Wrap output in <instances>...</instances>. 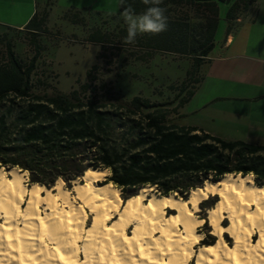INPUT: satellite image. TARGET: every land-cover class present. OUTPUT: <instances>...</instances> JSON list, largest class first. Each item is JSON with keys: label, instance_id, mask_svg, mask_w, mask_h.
<instances>
[{"label": "trees", "instance_id": "trees-1", "mask_svg": "<svg viewBox=\"0 0 264 264\" xmlns=\"http://www.w3.org/2000/svg\"><path fill=\"white\" fill-rule=\"evenodd\" d=\"M254 1L163 0L160 6L167 9V31L138 34L134 45L146 51L138 57L141 60L157 51L192 56L194 69L186 72L191 87L182 81L178 93L167 102L140 95L123 99L106 81L92 74L97 65L87 70L85 81L77 79V86L61 92L37 72L40 37L47 30L48 11L33 13L22 29L6 27L0 34L4 47L0 50V166L4 170H26L30 184L47 188L59 177L70 187L71 180L79 179L88 167L105 169L102 183L119 189L123 199L147 185L160 195L177 193L185 198L191 189L226 174H250L261 185L264 145L226 140L200 127L168 120L171 115L182 116L179 109L202 79L197 73L214 46L218 4L230 3L225 16L229 30L242 9ZM50 4L47 0V6ZM128 5L137 14L147 7L141 0H126L123 5L120 0L119 12L123 13ZM87 12L74 10L70 21L84 24ZM8 30L26 32L34 49L31 57L23 59L15 53ZM114 33L98 29L88 38L110 48L107 44ZM115 36L125 41L127 25ZM199 205L211 207L213 203L204 200ZM207 237L214 239L207 234L200 243L213 242H207Z\"/></svg>", "mask_w": 264, "mask_h": 264}, {"label": "bare ground", "instance_id": "bare-ground-1", "mask_svg": "<svg viewBox=\"0 0 264 264\" xmlns=\"http://www.w3.org/2000/svg\"><path fill=\"white\" fill-rule=\"evenodd\" d=\"M106 173L88 167L71 189L60 177L47 188L0 166V264H264V182L252 175L226 174L185 198L147 185L123 199L101 182ZM204 223L215 237L208 244Z\"/></svg>", "mask_w": 264, "mask_h": 264}, {"label": "rangeland", "instance_id": "rangeland-1", "mask_svg": "<svg viewBox=\"0 0 264 264\" xmlns=\"http://www.w3.org/2000/svg\"><path fill=\"white\" fill-rule=\"evenodd\" d=\"M3 1L9 7L8 12L4 11V15H10L14 12V15L17 16L26 7L24 4L21 5L24 0ZM46 1L44 0V2ZM52 1V4L47 6L49 12L46 23L47 30L40 37L42 49L37 60V72L47 77L50 85L55 86L57 90L68 92L71 87L77 86L75 84L77 79L82 82L85 81L86 72L93 65H97L98 68L92 71V74L106 81L107 85L112 87L113 93L125 100L140 95L152 101L167 102L173 100L182 81H185L188 88L191 87L186 72L194 69L192 56L157 51L148 59L141 60L138 57L144 55L145 50L135 47L134 43H125L124 38L115 36L119 28L126 26L122 13L119 12L120 0H98L94 8H98L100 11L89 9V12L84 14V24L70 21V16L75 9L66 5L68 4L67 1ZM44 2L35 0V6L39 9ZM228 6L229 3L218 4V25L214 35V46L209 54L215 55L220 51L225 39L227 27L225 16ZM111 15H116V18H109ZM1 26L0 34L3 29L6 30L5 25ZM98 29L107 34L116 32L111 36L112 41L107 44L111 46L110 48L102 47L99 42L88 38L90 32H97ZM233 30L236 34L240 31V26L235 25ZM7 32L8 37L12 39L13 49L19 57L27 59L33 55L34 49L28 42L26 32L14 30ZM3 48L0 42V50ZM135 49L141 50L134 52ZM205 69L204 63L200 66L197 76L202 77ZM170 85L173 88H170ZM215 92L210 81L200 88L196 86L192 97L179 109L182 116L171 115L168 120L178 125L198 126L206 132L226 140H243L253 144L261 143V140L250 139L243 129L234 128L232 122H235L236 119L228 116L229 114L225 113L224 108L204 107V102L209 100ZM22 172L25 173L26 184L30 185L28 171L22 170ZM105 175H103L101 182L105 181ZM252 177L254 179L253 175ZM72 184L73 182H71L70 187H67V183L64 181V187L68 189H71ZM151 192L156 194V190H153L152 187L148 193ZM216 198L212 197L207 200L213 203ZM76 202L78 201L76 200ZM203 205L206 206V204ZM205 206H200L198 212H195L198 217H206V211L209 207ZM87 216L84 225L89 222L90 216ZM227 223L228 220H224L223 224ZM210 230L211 227L206 223V225L200 226L199 233H203V238H205L207 234L212 235ZM225 236L229 239L227 242L230 244L232 239L228 234ZM214 239L207 237L206 241L211 242ZM253 239H256V235L253 236ZM193 262L194 260L190 264Z\"/></svg>", "mask_w": 264, "mask_h": 264}, {"label": "crops", "instance_id": "crops-1", "mask_svg": "<svg viewBox=\"0 0 264 264\" xmlns=\"http://www.w3.org/2000/svg\"><path fill=\"white\" fill-rule=\"evenodd\" d=\"M65 1L71 9L100 11L94 8L98 0ZM23 4L26 7L17 16L14 12L4 15L9 7L0 0V26L22 29L33 13L48 11L47 1L39 9L35 0H24ZM235 25L240 26V33L235 34ZM226 26L221 49L215 55L207 56L206 69L197 86L200 88L210 81L216 92L204 102V107L224 108L228 116L236 119L232 122L234 128L243 129L250 139L262 141L255 144L264 145V0H255L248 8L242 9L229 25V30L227 21Z\"/></svg>", "mask_w": 264, "mask_h": 264}, {"label": "clouds", "instance_id": "clouds-1", "mask_svg": "<svg viewBox=\"0 0 264 264\" xmlns=\"http://www.w3.org/2000/svg\"><path fill=\"white\" fill-rule=\"evenodd\" d=\"M125 2L126 0H121L122 5ZM141 2L147 6L142 13H135L131 5H128L122 13L127 25L125 43H134L138 34L156 35L168 29V17L165 15L167 9L160 6L163 0H141Z\"/></svg>", "mask_w": 264, "mask_h": 264}, {"label": "water", "instance_id": "water-1", "mask_svg": "<svg viewBox=\"0 0 264 264\" xmlns=\"http://www.w3.org/2000/svg\"><path fill=\"white\" fill-rule=\"evenodd\" d=\"M218 181V180H217ZM46 187V186H45ZM177 193H175V195H176ZM182 198V197H181Z\"/></svg>", "mask_w": 264, "mask_h": 264}]
</instances>
